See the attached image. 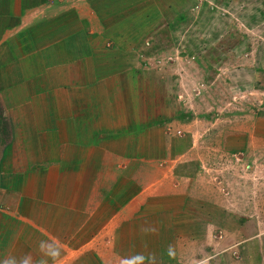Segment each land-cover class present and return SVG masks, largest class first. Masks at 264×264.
<instances>
[{
	"label": "crops",
	"instance_id": "0c3cea01",
	"mask_svg": "<svg viewBox=\"0 0 264 264\" xmlns=\"http://www.w3.org/2000/svg\"><path fill=\"white\" fill-rule=\"evenodd\" d=\"M222 1L0 0V264H264V113L180 121L150 52Z\"/></svg>",
	"mask_w": 264,
	"mask_h": 264
},
{
	"label": "rangeland",
	"instance_id": "374dc122",
	"mask_svg": "<svg viewBox=\"0 0 264 264\" xmlns=\"http://www.w3.org/2000/svg\"><path fill=\"white\" fill-rule=\"evenodd\" d=\"M250 1L258 15L217 4L219 10L209 12L211 23L206 26L198 16L202 11L197 12L204 5H199L190 12L193 16L170 19L177 21L172 30L169 26L170 37L152 43L150 52L169 76L180 121L264 113V66L255 60L264 49V2ZM261 174L253 173L254 193L264 189Z\"/></svg>",
	"mask_w": 264,
	"mask_h": 264
}]
</instances>
